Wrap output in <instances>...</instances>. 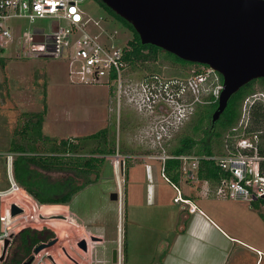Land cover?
<instances>
[{"label": "rangeland", "instance_id": "rangeland-1", "mask_svg": "<svg viewBox=\"0 0 264 264\" xmlns=\"http://www.w3.org/2000/svg\"><path fill=\"white\" fill-rule=\"evenodd\" d=\"M81 7L90 20L87 30L92 34L115 48L133 40L132 33L96 0H84ZM8 24L13 37L15 34L23 38L33 27L51 32L48 19L36 20L33 25L26 19H12ZM6 48L0 58V190L9 186L3 161L5 157H15L9 152L11 141L22 143L28 117L42 112L44 107L42 134L53 142L85 139L110 123L115 130V155L105 158L97 175H92L93 179L97 177L95 181L74 195L69 206H40L25 193L26 197L12 193L0 198V210L18 203L26 213L19 220L21 230L52 232L54 244L42 253L54 254L60 264H264L261 202H231L217 197L216 188L210 189L208 183L180 181L176 186L182 196L190 198L215 224L198 213L183 219L179 211L184 207L182 212L187 213L186 207L173 202L176 193L161 176L162 163L152 159L162 153V149L151 144L148 128L152 121L141 119L130 104L115 109L104 83L79 82V76L73 74L78 69L72 64L69 51L64 57H33L23 56L16 41ZM150 61L137 63V72L150 73L155 67L160 75L187 79L193 69H199L176 64L161 52ZM252 88L253 95H264V86L259 82ZM203 109L212 110L207 106ZM191 117L184 121L181 130L172 133L169 144L163 147L165 153L184 129L188 133L195 122V117ZM260 127L264 129V123ZM84 141L83 153L95 148L92 140ZM53 142H36V152L47 154ZM112 193L118 195L116 201L110 199ZM54 216L65 218L55 220L51 218ZM93 237L97 240L93 241ZM81 241L86 251L78 246ZM114 249L118 250L116 263L111 257Z\"/></svg>", "mask_w": 264, "mask_h": 264}, {"label": "built area", "instance_id": "built-area-1", "mask_svg": "<svg viewBox=\"0 0 264 264\" xmlns=\"http://www.w3.org/2000/svg\"><path fill=\"white\" fill-rule=\"evenodd\" d=\"M83 2L0 0V58L6 46H12L13 41L21 45L23 56L64 57L67 55L65 52L69 51L68 56L78 69L73 74L79 76V82L104 83L112 94L115 109H119L124 102L130 104L139 116L152 121L148 128L151 144L162 149L161 155L152 159L162 163L161 176L165 181L169 182L164 176V164L168 160L180 163L178 171L183 183L196 180L200 163L208 161L217 169L218 180L214 192L217 197L239 203L264 201V129L253 128L252 120V109L255 105L264 104V95L246 96L239 118L226 133L220 152L179 156L165 153L163 147L169 144L172 133L182 129L184 121L194 114L197 105L218 103L223 90L221 75L202 65L199 69H193L187 79L148 72L138 76L137 64L126 60L127 45L115 48L87 30L90 20L86 19L82 10ZM12 19H26L31 25L36 20L48 19L51 32L45 33L42 28L33 27L23 38L15 34L13 37L11 25L8 24ZM118 166L116 160L115 169ZM6 167L9 186L0 190V198L12 193L26 197L13 179L11 157H8ZM171 186L176 193L174 203L185 206L188 214L203 215L190 198L182 196L178 186ZM12 204L22 213L11 217ZM25 214L18 203H10L5 210H0V256L5 240L10 239L11 244L20 232L22 225L19 220ZM41 251L29 257L32 259L30 264H60L54 254Z\"/></svg>", "mask_w": 264, "mask_h": 264}, {"label": "trees", "instance_id": "trees-1", "mask_svg": "<svg viewBox=\"0 0 264 264\" xmlns=\"http://www.w3.org/2000/svg\"><path fill=\"white\" fill-rule=\"evenodd\" d=\"M96 1L109 15L121 22L132 33L133 40L127 44L126 60L141 65L150 64V59H155L157 54L161 52L176 64L193 67L202 66L182 61L157 47L141 45L138 35L129 23L113 13L99 0ZM0 66L3 67L2 59H0ZM152 72L159 73L160 71L154 67ZM256 81L264 86V79H258L241 87L230 97L225 111L213 125L211 115L217 104L207 106L212 109L210 112L204 110V106H199L191 117L192 119L195 117L193 126L187 131V134L184 133V129L181 136H177L176 144L169 149L168 153L179 156L211 155L220 152L226 133L239 118L243 100L246 96L253 95L252 87ZM45 113L46 107L43 108L42 112L31 114L28 117L29 126L23 130L24 139L21 140L22 143L11 141L9 152L15 155L12 160L14 181L26 195L40 206H69L74 195L95 181L97 177L93 179L92 175H97V169L105 158L115 155V130L113 131V125L110 123L106 129L86 137V140H92L96 146L89 150V153H83L82 145L86 143L84 138L76 139V141L63 139L53 142L49 137L42 134ZM252 120L256 129L261 128L260 124L264 123L263 105L259 104L253 107ZM198 135L200 138L197 139ZM36 142L53 143L49 152L41 155L36 152ZM93 143H91V147ZM85 145L89 146L88 143ZM179 165L180 163L176 160H168L164 164V176L171 184L177 185L181 181L178 171ZM56 174L59 177H53ZM196 180L207 182L210 189L214 188L218 180L217 169L214 164L202 161L196 174ZM5 182L7 184L8 181ZM261 203L264 205V201ZM54 238L52 232L46 229L41 231L23 229L13 238L8 247L7 253L11 251L10 258L4 264H23L29 259L36 247L41 244H48ZM124 252H126V247Z\"/></svg>", "mask_w": 264, "mask_h": 264}, {"label": "water", "instance_id": "water-1", "mask_svg": "<svg viewBox=\"0 0 264 264\" xmlns=\"http://www.w3.org/2000/svg\"><path fill=\"white\" fill-rule=\"evenodd\" d=\"M99 1L132 26L141 45L157 47L221 75L223 90L211 115L212 125L234 93L251 81L264 79V0ZM110 199L116 201L118 195L112 193ZM21 213L16 205L10 206L11 217ZM53 244L54 241L41 244L33 253ZM9 246L10 239H7L0 264L5 261ZM78 246L86 251L84 241ZM112 262H117L116 249L112 251Z\"/></svg>", "mask_w": 264, "mask_h": 264}, {"label": "crops", "instance_id": "crops-1", "mask_svg": "<svg viewBox=\"0 0 264 264\" xmlns=\"http://www.w3.org/2000/svg\"><path fill=\"white\" fill-rule=\"evenodd\" d=\"M7 159H8V157H5L4 158V164H6V162H7ZM185 209H184V207H181V209H180V216H182V218L183 219H186V218H188L189 216H192V215H195V214H197V213H195V214H188V213H184V212H182V211H184ZM203 212V211H202ZM198 215H200L201 217H203L204 219H206V220H209L212 224H215V223H213V221H211V219H209L206 215H205V213L203 212V215H201V214H199L198 213Z\"/></svg>", "mask_w": 264, "mask_h": 264}, {"label": "flooded vegetation", "instance_id": "flooded-vegetation-1", "mask_svg": "<svg viewBox=\"0 0 264 264\" xmlns=\"http://www.w3.org/2000/svg\"><path fill=\"white\" fill-rule=\"evenodd\" d=\"M156 69H157V68H156ZM150 73H155V72H152V71H151ZM138 76H141V74L138 73ZM122 104L126 105L124 102H123ZM140 118L143 119L141 116H140ZM139 121H140V119H139ZM140 123H141V121H140ZM140 125H141V124H140ZM147 125H148V124H147ZM111 255H112V253H111ZM111 257H112V256H111ZM5 259H6V258H5Z\"/></svg>", "mask_w": 264, "mask_h": 264}]
</instances>
